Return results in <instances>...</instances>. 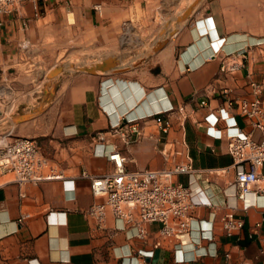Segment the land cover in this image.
Returning a JSON list of instances; mask_svg holds the SVG:
<instances>
[{
	"label": "crops",
	"instance_id": "crops-1",
	"mask_svg": "<svg viewBox=\"0 0 264 264\" xmlns=\"http://www.w3.org/2000/svg\"><path fill=\"white\" fill-rule=\"evenodd\" d=\"M39 6V15L25 2L0 16V87L11 86L17 97L14 134L35 139L64 179L22 185L0 179V264H264L252 237L264 220V197H251L253 206L243 211L227 138L228 127L245 133L252 127L226 103L251 97L250 80L264 83V0H41ZM244 50V66L222 73L223 58ZM168 110L165 133L156 118ZM135 125L141 135L126 143L123 132ZM114 150L127 157L130 172L193 160L196 172L174 179L190 185L202 204L191 213L185 243L163 238L159 223L139 239L110 211L105 228L95 227L86 211L102 200L83 174L113 173ZM229 212L245 218L238 235L222 230Z\"/></svg>",
	"mask_w": 264,
	"mask_h": 264
},
{
	"label": "built area",
	"instance_id": "built-area-1",
	"mask_svg": "<svg viewBox=\"0 0 264 264\" xmlns=\"http://www.w3.org/2000/svg\"><path fill=\"white\" fill-rule=\"evenodd\" d=\"M41 0H0V16L11 14L25 2H32L38 15ZM248 51L231 54L223 58L222 73H235L245 64ZM251 97L228 99L229 108L237 109L245 117L252 132L245 133L237 127H228L229 154L237 169L234 186L237 198L243 203V211L253 206L251 197H264V83L250 80ZM17 97L11 86L0 87V179L10 177L11 182L18 184L39 183L43 181L61 180L64 175L54 168L49 159L41 152L35 139L19 137L10 127L12 117L17 108ZM207 106V101H202ZM172 112L165 111L158 114L156 122L165 133L169 132L171 122H166L163 115ZM184 119L188 117L185 107L179 109ZM224 112V110H223ZM222 120L224 119L221 113ZM219 122L216 118L214 126ZM126 123L134 121L126 119ZM123 125L120 122L117 127ZM114 127V128H117ZM234 131V132H232ZM260 131L262 140L254 139V133ZM218 138L222 132L218 131ZM141 135L137 126L129 132H123L126 143L133 140V135ZM99 140L104 141L103 135ZM114 163V172L105 176H93L84 173L83 177L91 181L93 195L102 202L95 203L86 214L94 222L97 229H104L110 211L117 219H124L128 225L137 230L136 237L146 240L148 227L151 224H161L160 233L165 239L178 241L179 244L188 240L192 230V211L200 202L195 200L190 185L175 182L178 176L192 175L196 171L193 160L180 163L172 169L146 170L130 172L127 169L128 159L119 150L110 154ZM3 184L0 182V188ZM210 206L209 204H206ZM222 230L228 236L240 234L245 228V218L234 212L226 213L220 219ZM264 226V220L256 225L253 236H257L261 253L264 255V233L258 229ZM158 245H160L158 243Z\"/></svg>",
	"mask_w": 264,
	"mask_h": 264
},
{
	"label": "rangeland",
	"instance_id": "rangeland-1",
	"mask_svg": "<svg viewBox=\"0 0 264 264\" xmlns=\"http://www.w3.org/2000/svg\"><path fill=\"white\" fill-rule=\"evenodd\" d=\"M186 1L191 3V4H193V5H196V4L201 3L203 0H186ZM166 30H167V26L164 28V31H162V34L160 35V39H162V37L164 36ZM145 46L148 49V53H151L153 51V49H151V47H150L152 45H150V44L147 45L146 44Z\"/></svg>",
	"mask_w": 264,
	"mask_h": 264
},
{
	"label": "bare ground",
	"instance_id": "bare-ground-1",
	"mask_svg": "<svg viewBox=\"0 0 264 264\" xmlns=\"http://www.w3.org/2000/svg\"><path fill=\"white\" fill-rule=\"evenodd\" d=\"M188 12V11H187ZM186 18H187V15L185 14H183L182 15V18L180 19V24H183L184 22H185V20H186ZM74 20V18H73V15H71V21H73ZM205 28V27H204ZM213 30H214V28H213ZM133 32L132 31H130V34H132ZM156 96V95H155ZM162 95H160V97H161ZM159 98V97H158ZM158 100V99H157ZM147 102V101H146ZM148 103V102H147ZM152 103V102H151ZM143 104V103H142ZM156 104V103H155ZM149 105V104H148ZM154 105V104H153ZM152 108V107H151ZM150 110V109H149ZM141 111V110H140ZM139 111V112H140ZM152 111V110H151ZM154 111V110H153ZM137 112V111H136ZM135 114V113H134ZM136 116V115H135Z\"/></svg>",
	"mask_w": 264,
	"mask_h": 264
},
{
	"label": "water",
	"instance_id": "water-1",
	"mask_svg": "<svg viewBox=\"0 0 264 264\" xmlns=\"http://www.w3.org/2000/svg\"><path fill=\"white\" fill-rule=\"evenodd\" d=\"M105 70V68H103ZM61 70H56L55 72L51 73V76H55L56 74L60 73Z\"/></svg>",
	"mask_w": 264,
	"mask_h": 264
}]
</instances>
